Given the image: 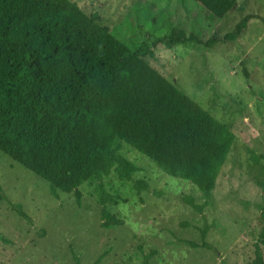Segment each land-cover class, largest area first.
Returning <instances> with one entry per match:
<instances>
[{"label": "rangeland", "instance_id": "1", "mask_svg": "<svg viewBox=\"0 0 264 264\" xmlns=\"http://www.w3.org/2000/svg\"><path fill=\"white\" fill-rule=\"evenodd\" d=\"M68 1L129 48H153L158 61L149 65L227 125L235 143L201 214L181 200L204 202L194 185L122 143L121 154L139 168L134 179L149 189L134 190L113 170L104 177L105 190L119 198L109 205L107 230L94 186H80L78 206L0 152V264H92L104 252L99 264H264V0H233L221 19L193 0ZM249 14L258 18L235 42L201 43L234 32ZM204 223L208 247L187 245L201 243Z\"/></svg>", "mask_w": 264, "mask_h": 264}, {"label": "trees", "instance_id": "2", "mask_svg": "<svg viewBox=\"0 0 264 264\" xmlns=\"http://www.w3.org/2000/svg\"><path fill=\"white\" fill-rule=\"evenodd\" d=\"M193 1L218 19L234 9L233 0ZM254 18L246 15L234 32L201 43H233ZM148 60L158 61L153 48H129L68 0H0V152L78 206L80 186H94L105 230L114 225L109 205L119 198L105 190L104 177L113 170L134 190L149 189L134 179L139 168L121 154L122 143L194 185L204 202L181 200L200 214L235 143L227 125ZM12 209L30 221L20 204ZM209 229L199 228L200 244L184 242L207 248Z\"/></svg>", "mask_w": 264, "mask_h": 264}, {"label": "water", "instance_id": "3", "mask_svg": "<svg viewBox=\"0 0 264 264\" xmlns=\"http://www.w3.org/2000/svg\"><path fill=\"white\" fill-rule=\"evenodd\" d=\"M220 260H222V258H220Z\"/></svg>", "mask_w": 264, "mask_h": 264}]
</instances>
